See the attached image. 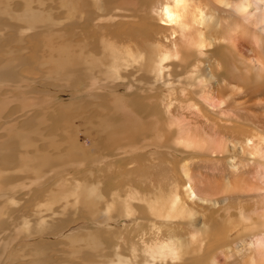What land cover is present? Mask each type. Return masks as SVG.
Wrapping results in <instances>:
<instances>
[{"label": "rangeland", "instance_id": "1", "mask_svg": "<svg viewBox=\"0 0 264 264\" xmlns=\"http://www.w3.org/2000/svg\"><path fill=\"white\" fill-rule=\"evenodd\" d=\"M14 1H12L13 3L10 1V4L8 3L7 6L8 8H5L9 12L8 14L14 10L20 11L23 7H29L31 14L33 13L36 16L42 17L45 27L43 31L38 28H32L27 31L21 30V33L18 28L23 27L28 21L21 22L19 19H14L11 16L12 14L8 17H6L7 14H4V17H0L1 23L11 25L4 30L5 34L0 39V65L5 62L7 56H14L8 50L16 51V49H19V51H24L23 62L16 66V73L18 76L20 75V77L25 78L26 85H30L27 89L31 91L21 98V103L15 101L5 92L0 93V100L4 99L8 101L7 106L1 107L2 110L0 109V138L6 135L4 128H24L26 124L25 128L33 129L31 134L32 139H37L40 136L36 135L37 133H43L42 135H46V137H49L48 134L60 133V137H57L56 140L61 144L63 142V145L56 142L48 145L44 141L38 143L44 150L47 149L55 153L60 151L61 156H59V160L68 162L84 157H88L89 160L83 166L79 165L75 166V168L65 163L64 168L66 170H63L58 176L56 175V177L37 182L33 180L34 178L30 179L27 173H21V171L14 168L5 169L0 167V172H2L0 174L1 181L2 177L3 179L7 177L11 178L8 180L6 186H2L0 189L5 190L6 192H4L7 194L5 195L4 192H1L4 195L1 198L12 196L15 199L13 202H5L6 208H8V211L10 210L8 212L10 218L6 224L9 226V229H6L7 232H17L23 221H28L33 226L29 235L25 237L21 235L19 239L9 244H4L5 231L2 232L3 234L1 233L0 255L5 246L9 248H7L8 251L5 255L2 254L4 257L0 260V264H12L11 257L15 255L17 248L23 244L26 248H21L22 250L18 252L22 256V259L17 264H28V261H31V258H33L32 256L34 254L36 256L34 248L36 249V245L39 246V244L50 245L46 254L47 256L48 254L53 255L60 248L62 250H78L82 248L90 252V255H87L86 258L78 255V258L77 256L67 258L68 262L77 264H90L92 261L91 264L100 262L105 264L106 261L116 258L117 252L118 254L121 253V255L127 254L133 257L137 255V259L140 260L139 257L144 254L143 249H145L147 242L152 243L155 240H164L175 234V239L181 237L184 242H189L192 238L193 240L201 238L208 241V245L205 248L208 251L207 257H204L205 259L202 260L201 256H199L201 259V261L199 260L200 264H212L211 258L218 253L220 256L221 250L224 251L222 253H225V255H222L219 259L221 261L220 264H245L244 260L246 256L252 253L254 238H256L254 235L243 236L242 238L227 242L228 244L224 247H221L219 240L213 239L212 236L215 229L224 231L227 228H232L239 222L240 207L253 211L257 210V208L260 210L264 206V182L261 173L264 167L254 159V156H252L253 160H251L242 154H237L233 157L228 155L219 160L217 157L203 155V153L198 156L189 152L183 154V160H185V164H189L198 187L205 192H201L202 196L206 195L204 197L212 199V204L209 206L211 210L207 211V209H201L198 204L194 205L196 209L198 208L197 211L199 212L194 223L199 227H204L206 224L208 231L197 237L192 236L194 226L189 224L187 218H183L180 222L178 220L167 222L166 219H156L151 215L144 217L149 210L146 208L145 203L141 201V198L148 196L153 199L156 195H158V198L160 197L161 190L165 191V193L172 190L180 191L179 187L184 183L182 180L185 178L178 172V165H182L180 154L173 148L165 145L168 138L170 140L173 138L172 134H170V127L171 124L175 123L177 117L178 119L183 117L189 118L193 122L195 130L200 127L207 129L215 127L220 134L226 132L227 135L226 133L225 135L229 142H232V138L228 135H235L234 137L239 139L236 142L242 144L243 137L246 141L248 137L253 135V127L262 129L264 133V92L255 94L251 98L245 94L244 89H241L234 96L228 95L230 104L232 103L237 108V112L231 110L233 115L239 118L240 114L244 122L239 124L242 127L234 126V130L225 128V132L224 130L220 131L219 128L214 126L216 125V121L206 109L200 112L192 104L189 106L190 97H182L181 94L180 96L178 94L179 102L168 113L166 105L170 101V94H173L168 85L157 78H154V80H157L154 82L152 77L149 78L150 74H147L148 76L144 74L146 77L143 78V72L138 71L141 67L139 66L142 62L141 59L123 61V57L127 54L125 53L126 51L134 54L141 53L144 56L148 54L153 55L157 51V47L154 44L159 41L169 43V39L165 36L167 34V26L160 24L161 21L155 16L156 13L153 12L154 9L152 8L153 5L158 4L159 0H116L114 6L122 8L125 17L116 18L115 21H112L113 17L110 16V13L115 10H110L107 7V4L112 0H88L89 2L87 0H85L86 2L83 0H70V3H68L69 0H30L28 4H26L25 0H23L24 2L22 0V2L20 0ZM94 1L98 6L93 4ZM165 1L161 0V2ZM224 1L229 2V0ZM221 4L227 8L231 7L225 3ZM155 8L157 9V7ZM10 16L12 19H10ZM99 22L102 24L100 25ZM55 23L57 24L55 25ZM17 30L18 33L16 32ZM14 33L19 35L21 33V36ZM49 48H59L64 51H60L59 55V51H49ZM79 54L83 55L81 59L79 58L81 57ZM64 55L73 58L77 57L75 59L77 65L80 64L82 67L84 64H87L83 66L84 69H88L89 67L92 69L93 66V73L98 78L93 80L91 77H88L89 75L86 74L87 71L85 70H83L84 72L81 70L83 73L81 71H79L80 73H74V77L71 76V78L59 74L55 76V72L50 67H46L45 63L46 61L53 62L54 64L59 60L69 61L62 57ZM100 58L104 61L103 63ZM82 59L83 62L81 61ZM112 59L115 60L116 65L119 66L120 63V66L124 65L121 67L122 70L119 67L118 79L117 77L108 78L102 72V70L108 69L111 65L115 64ZM98 61H101V64ZM208 62V60L205 61L206 64H209ZM86 66L87 68H85ZM123 68H131L132 70L124 69V72ZM192 70H195V67H192ZM138 72L141 73L140 76ZM132 74L133 76L135 74V77ZM220 77L224 78L225 73L222 72ZM89 78H91V81H89ZM225 78L227 79V77ZM261 88L264 89V83L261 85ZM179 91L182 90L179 88ZM93 96L97 97L92 98ZM24 100L27 105L25 107L22 104ZM68 104L69 106L72 105L74 111L71 107H68ZM30 107L32 108L30 109ZM81 107L86 109L87 112ZM92 109L93 111H91ZM25 113H30V117L28 116L30 119L34 116L32 118L34 120L30 121L28 117L26 119L21 118ZM14 116L18 117L16 123L3 124L6 118ZM46 122L49 124H46ZM212 122H215V124H212ZM251 126L252 128H250ZM247 134L249 136H246ZM131 145H135V150L130 148ZM79 151H81V154ZM77 181L87 185L88 187L85 189L88 188L89 191H93L98 196V199H95L97 204L94 203V206H99L97 209L102 210L100 214L102 212L103 214L109 212L111 215H116V210H108L107 208L110 204L113 206L120 204L133 206L137 213L141 211L145 215L132 218L121 214L116 219L111 218L104 221L99 217V213L98 215H93L86 210L78 212L75 206L71 205V203L68 204L67 200L66 202L63 200L65 198H61V200L56 198V196H59L57 194L59 191L72 189ZM49 199L57 201L51 206L48 203ZM228 207L232 210V218L226 215ZM53 211H57V213H52ZM106 216L108 217L107 214ZM50 217L64 219L68 223L53 232L34 231L37 228L36 223L40 219L50 220ZM218 224L220 225L218 226ZM132 247L136 248L139 252ZM195 247L199 248V244ZM199 249L194 252V255L199 254ZM30 250L33 253L32 256L30 255ZM93 251H96V253ZM73 257L77 260L73 259ZM33 262L38 263L35 260Z\"/></svg>", "mask_w": 264, "mask_h": 264}, {"label": "bare ground", "instance_id": "2", "mask_svg": "<svg viewBox=\"0 0 264 264\" xmlns=\"http://www.w3.org/2000/svg\"><path fill=\"white\" fill-rule=\"evenodd\" d=\"M10 1L12 2L14 0H0V17H2L4 14L5 15L7 14L6 17H8L10 14H12L11 16L14 17V19L15 18L17 20L19 19V20H21V22H23V21L27 22L28 21L27 24H25L24 26L21 25L23 27H21V26H20L21 28L17 27L18 30L20 29L19 30L20 32H21V30L27 31V30H30L32 28H38V29H41V31H43L45 25L43 23L42 17H40L38 15L36 16L33 13L31 14V10L29 7H26V8L23 7V9H20V11H18V10L13 11L11 8V10L13 12L8 14L9 12H7L5 8H8L7 6H8V3ZM17 1H19V0H17ZM28 1H30V0H25V2H27L26 4L29 3ZM83 1H85V0H83ZM31 2H33V1H31ZM68 3H70V0ZM115 3H116V0H112L109 2V4H107L108 9L115 10L114 12L110 13V16L113 17V20L111 19L112 21H115L116 18H119V17H123V18L125 17V15L123 14L124 10L122 8H120L119 6H117V7L114 6ZM221 3H225L227 6H231V7H229L230 9L222 6ZM93 4H96V2L94 1ZM96 6H98V5L96 4ZM150 6H151V4H150ZM155 7H157V9ZM90 8H91V6H90ZM152 8L154 9L153 12L156 13V14L154 13L155 16H157L160 19V21H161L160 24L167 26V34H165V36L167 37V39H169V43H164L165 41L160 42L158 40L159 42L154 44L157 47V51L153 55L148 54V55L144 56V54H141V53L134 54V53L126 51L125 53H127V54L123 57L124 58L123 61H127V60L131 61V60L141 59L142 62L139 65L141 67L139 68L138 71L143 72V75L145 74L146 76H148L147 74H150L151 76L149 75L150 76L149 78L152 77L153 78L152 80H154V78H157V79L161 80L162 82L164 81V83L168 85V87L173 91V94L171 93L169 96L170 101L166 105V108H168V113H170L172 111V108L179 102L178 94H179V96L181 94L182 97L183 96L184 97H190V101H189L190 104H188L189 106L192 104L196 108V110H198L200 112H203L206 109L208 111V113L214 117V119L216 121V125H214V126L219 128L220 131L224 130V132H225V128L226 129L230 128V129L234 130L233 127L236 125L239 127H242L239 124L244 122V120L240 117V114H239V118L236 115L235 116L233 115L232 111L237 112V108L235 106H233L232 103L230 104V101L228 100V98H229V96H234L235 94L239 93L241 89H244L245 94L248 95L249 98L255 96V94H259L261 92H264V89L261 88V85L264 83V0H232V1L229 0V2L224 1V0H166L165 2H161V0H159L158 4L153 5ZM40 9H42V8H40ZM68 10L70 11V9H68ZM225 14H228V15H225ZM11 16H10V19H12ZM87 16H89V15H87ZM149 16H150V14H149ZM78 17H80V15H78ZM89 17H87V18H89ZM102 17H101V20H102ZM146 17H147V15H146ZM103 18H105V17H103ZM106 18H109V17H106ZM77 19H79V18H77ZM62 21L64 22V20H62ZM72 21H74V20H72ZM101 22H99L100 25L102 24ZM16 23H18V22H16ZM8 24H10V23H8ZM56 24L57 23H55V25ZM15 25H18V24H15ZM47 25H48V23H47ZM51 25L53 26V24H51ZM9 26H11V25H6V24L0 22V39L3 38V36L5 34L4 30L7 29V27H9ZM62 26H63V23H62ZM13 28H14V26H13ZM14 30H15V28H14ZM18 30L16 31L17 33H18ZM165 32H166V30H165ZM21 33H20V35L16 34V33H14V34L21 36ZM48 33H50V32H48ZM48 36H50V35H48ZM22 37H24V36H22ZM41 38H43V37H41ZM66 41H68V40H66ZM17 42H19V41H17ZM126 42H128V41H126ZM75 43H76V41H75ZM129 43H131V42H129ZM150 43H152V42H150ZM3 45H5V44H3ZM7 45H6V47H7ZM105 45H106V43H105ZM2 50H4V49H2ZM6 51H7V49H6ZM25 51H27V50H25ZM49 51H53V52L59 51V55H60V51L63 52L64 50L59 49V48H49ZM71 51H70V53H71ZM8 52L13 53L14 56H12V55L7 56L5 62L3 64L1 63L2 65H0V93L5 92L6 94L10 95L15 101H19L21 103V98L24 95L31 92V91H29V89H27L28 86H30V85H26L27 82H25V78L20 77V75L18 76L16 73V66H18L19 64H21L23 62V59H24L23 52L24 51L22 52V51H19V49H16V51L15 50H10V51L8 50ZM51 54H53V53H51ZM81 54H79L81 56V57H79L80 59L83 57V55H81ZM54 55H56V54H54ZM91 55H88V56H91ZM52 57L54 58L53 55H52ZM62 57L64 59L69 60V61H64V60L58 59L59 61H57L54 64L53 62L51 63V62L45 60L46 61V63H45L46 67H50V69H52V71L55 72V76H56V74H59V75H63V76H67L68 78L69 77L71 78V76H73L74 73L76 74V72H79L81 70L82 71L85 70V71H87L86 74L89 75L88 77H91L93 80H96L98 78V76L95 73H93V70H92L93 66L92 65H91L92 69H91V67H89L88 69H84L83 66L87 65V64H84L82 66L83 67V69H82L81 65L80 64L77 65L75 62V59L77 57L73 58L71 56H66V55H64ZM97 57H100V56H97ZM111 58H110V60H111ZM43 59H44V57H43ZM55 59H57V58H55ZM84 59H85V57H84ZM96 59H99V58H96ZM77 60L80 62L79 59H77ZM207 60L209 61L208 62L209 64L205 63V61H207ZM81 61L83 62V59ZM85 61H88V60H85ZM101 61H102V63L104 62L102 59H101ZM101 61H98V63L101 64ZM112 61H114V63H115V60L112 59ZM132 62L134 63V61H132ZM117 63H119V62H117ZM120 65H121V63H120ZM120 65L118 66L115 63V64L111 65L108 69L106 68L105 70H102L103 75L108 77V78L117 77V79H118L119 71H120L119 67L121 69V67L124 66V65H122V66H120ZM192 67H195V70H192ZM85 68H87V66ZM97 68H98V66H97ZM101 69H103V68H101ZM124 69H131V68H123V70ZM134 70L136 71V69H134ZM49 71H51V70H49ZM124 72H125V70H124ZM222 72L225 73V77H227V79L225 77L224 78L220 77V75H222ZM122 73H123V71H122ZM140 74L141 73H139V76H140ZM81 75H83V74H81ZM145 75L143 76V78L146 77ZM124 76H125V74H124ZM132 76H133V74H132ZM133 77H135V74ZM75 78H76V75H75ZM91 78H89L90 79L89 81H91ZM103 78H102V80H104ZM146 79H145V81H146ZM138 80H140V79H138ZM155 81H157V80H154V82ZM215 84H217V85H215ZM179 88L182 91H179ZM94 97L95 96H93L92 98H94ZM112 97H113V95H112ZM126 103H127V101H126ZM7 104H8L7 100L1 99L0 100V109H1V107L7 106ZM22 104L24 105V107L27 106L25 104V100L22 102ZM80 104L82 105V103H80ZM65 105H67V104H65ZM32 107H30V109ZM68 107L72 108V105L69 106V104H68ZM81 108L83 109V107H81ZM81 108H79V109H81ZM63 109H64V107H63ZM83 110L86 111V109H83ZM73 111H74V109H73ZM91 111H93V109ZM33 112H34V109H33ZM86 112H84V113H86ZM84 113H82V114H84ZM28 116L30 117V113H25L21 116V118L26 119ZM41 116H43V115H41ZM74 117H76V116L74 115ZM261 117H263V116H261ZM32 118L31 119L29 118L30 121L34 120ZM40 118H42V117H40ZM176 119L177 120L175 121V123L171 124V127H170V134H172L173 138L171 140L168 138L165 145L167 147L173 148L176 152H179L180 158L182 159V165L181 164L178 165V172L182 175L183 178H185L182 180L184 183L181 185V187H179L180 191L172 190L171 192L165 193V191L161 190L160 191L161 193L159 195L160 197L157 198L158 195H156L155 196L156 199H154L155 197L152 199V198H149L148 196H144L143 198H141V201L143 203H145L146 208L149 210V211H147L146 216H144V217L151 215L156 219H164V220L166 219L167 222H170L171 220H178L180 222L183 218H187L189 221V224L194 226V229H193L194 231L192 233V236L197 237L198 235H202L204 232L207 231V225L205 224L204 227H201V226L199 227L197 224L194 223V221H195V219H197V216L199 213L197 211L198 208L196 209L194 205L198 204L201 207V209L202 208L207 209V211H208V210H211V209H209V206L212 204V199L208 198V197H204L206 195L202 196L201 192L202 193H205V192L201 188L198 187V185H197V183H196V181H195V179L191 173V168L189 167V164H185L186 162H185V160H183L184 159L183 154L189 152V153L196 154L198 156L201 153H203V155H209L211 157H217V159H219V160L222 157H225L228 155L233 157L237 154H242L244 156L249 157L251 160H253L252 156H254L255 157L254 159H256L260 163V165H262L264 167V133H263L262 129L256 128V127L252 128V126H251L250 128H252L253 132L252 131L251 132L253 133V135L251 137H248L246 141L243 137V142L241 144L239 142H236L239 139L234 137L235 136L234 134H233L234 136H230L231 134L228 135L229 137L232 138V142H229L226 138L227 133L225 132L226 135H225V133L220 134L218 129H216L215 127H212L210 129L200 127V128H197L195 130V128L193 127L194 124L189 118L183 117L181 119H178V117H177ZM69 120H70V118H69ZM17 121H18L17 116L16 117L15 116L14 117H8L5 119L3 124L7 125V124H11V123H16ZM35 122H37V120H35ZM46 124H49V123L46 122ZM212 124H215V122H212ZM25 126H26V124H25ZM25 126H24V128L23 127H17L15 129H12L11 127L4 128V131H6L5 132L6 135H5V137L2 136V138H0V167L5 168V169L6 168H8V169L14 168L15 170L21 171V173H24V174L27 173L28 177L30 179L34 178L33 180H35L37 182V181H41V180H46L48 178L56 177V175L58 176L59 173H61L63 170L64 171L66 170L64 168L65 163L69 164L70 166L72 165L75 168V166H79V165L83 166V164L87 160H89L88 157H87L88 158L87 159L84 156H83L84 158L73 159V161H68V162H64V161L59 160V156H61L59 153L60 151L59 152L57 151L58 153H55V152H50L47 149L44 150L41 148V146L38 143L40 141H44V142L48 143V145H51V143L53 144L54 142H56L57 144H61L56 140L57 137H60V135H59L60 133H58V132H57V134L54 133L55 135L54 134H52V135L48 134L49 137H46V135L43 136L42 135L43 133L42 134L37 133L36 135H40V136H38L37 139H32L31 134L33 132V129L25 128ZM35 126H37V125L35 124ZM45 126H48V125H45ZM36 130H37V128H36ZM42 131L45 132L44 130H42ZM229 132H231V131H229ZM246 136H249V134H247ZM76 138H74V139L77 141ZM51 140H52V142H51ZM65 140H66V138H65ZM256 141H258L257 144H255ZM72 144H74V143H72ZM61 145H63V142ZM130 148L135 150L136 147H135V145H131ZM129 151H131V150H129ZM80 152L81 151H79V153ZM86 152H84V153H86ZM1 173L2 172H0V174ZM261 173H262V180L264 182V170ZM7 178L3 179V177H2V181H1V177H0V189L2 188V186H6V184L8 183V180L11 179L9 177H7ZM60 178H62V177H60ZM3 180H5L6 182ZM33 180H32V182H34ZM86 187H88V186L82 182L77 181L72 189H68L67 191H59L57 193L59 196H56V198L60 199V200H61V198H65L63 200L65 202L67 200L68 204L71 203V205L75 206V208L77 209L78 212H80V211L82 212L83 210H86V211H89L93 215H98V213H99V215H100L99 217H101L104 221H107V219H111V218L116 219L117 216H120L121 214H125V216L132 217V218H134L136 216L140 217V216L145 215L141 211H139L137 213L135 207H133V206L120 205V204L117 206H113L110 204V206H108V208H107L108 210H110V209L116 210V212H117L116 215H114V214L111 215L106 210L105 211L107 213L103 214V212H102V214H100V211H102V210L97 209V207H99V206H94V203H96L95 199L96 198L98 199V196L95 195V193H93V191H89L88 188L85 189ZM12 188H13V186H12ZM6 189H8V188H6ZM4 191L5 190H0V235L2 232L5 231V233H4V237H5L4 244H9L10 242H13V241L19 239V237H21V235H23L24 237L29 235L30 234L29 232H31L30 230L32 229L33 226L30 225V222L23 221V222H21V224H20L21 227L18 228L19 230L17 232H14V233L7 232L6 229H9V226H7L6 224H7L8 219L10 218V216L8 214V212L10 210L8 211V208H6L5 202H13V200H15V199H13L14 197L12 198V196L11 197L8 196V198H1L4 196V195H2L1 192H4ZM13 192H14V190H13ZM5 195H7V194L5 193ZM56 201L57 200H55V199H49L48 203H49V205L52 206V205H54V203ZM108 202L110 203V201H108ZM6 205H7V203H6ZM9 207H12V206H9ZM70 210L72 211V209H70ZM52 213H57V211H53ZM106 214L108 215V217L106 216ZM226 215L228 217L232 218L233 214H232L231 208L228 207L226 209ZM202 219H203V217H202ZM238 220H239V222L237 224H235L232 228H227V230L223 231L221 229H215V231L213 232V236H212L213 239H218L220 244H221V247H224L226 244H228L227 242L234 241L238 238H242L243 236L254 235L256 238H254V246L252 247L253 249L251 250L252 253L250 255L248 254V256H246V259L244 260L245 264H264V206L260 210L257 208V210H253V211H248L246 208L240 207ZM34 221H36V220H34ZM66 221L67 220L60 219V218H54V217L51 218L50 220H48V219H46V220L42 219L41 220L40 219L36 223L37 228H35L34 231L36 230L37 232H41V231L53 232L60 227L61 228L64 227L65 224L68 223ZM198 221H197V223H198ZM219 225L220 224H218V226ZM14 228H16V227H14ZM259 233H260V235H259ZM256 235H258V236H256ZM174 236H169V238H166L164 240H162V239L155 240L154 239L155 241H153L152 243L150 242L151 244L149 242H147L145 249H143L144 254L140 255V257H139L140 260L137 259V255H134V257H133L132 255L129 256L127 254L121 255V253L118 254V252H117L116 258H113L112 260L110 259V260L106 261L105 264H198V263L200 264L199 260L200 261H201V259L204 260L207 257L206 254H208V251H206L205 248H206V245H208V243H207L208 241L202 240L201 238H197L196 240H193V238H192L191 241L184 242L181 237L175 239ZM208 239H206V240H208ZM196 242H198V243H196ZM32 244H34V243H32ZM198 244H199L200 249L195 247ZM24 246L25 245L23 244L19 248H17V250L15 251V255L13 257H11L12 258V264H17V262H19V260L22 259V256L18 252L21 251L23 248H26ZM27 246H28V244H27ZM49 246L50 245H45V244H39V246L36 245L37 250L34 248V252L36 253V256H34L35 254L32 256L33 253L30 250L31 254H30V252H28V253L33 258H31V261H28V264H77L74 262H68L67 258L71 257V256L76 257L77 255L86 258L87 255H90V252H88L82 248L78 249V250H76V249L62 250L60 248L59 250H56V252L53 255L48 254V256H47L46 254H47V251L49 249ZM7 248H9V247L5 246L3 249V252H1L0 260L2 259V257H4L5 253H7V251H8ZM132 248H134V247H132ZM134 249L137 250L136 248H134ZM198 249H199V254L194 255V252L197 251ZM214 249H217V248H214ZM93 252L96 253V251H93ZM220 252H221L220 256L218 253L211 258L212 264H220L221 261L219 259L221 258L222 255H225V253H222V252H224L223 250H221ZM2 254H4V255H2ZM98 254L100 255V253H98ZM140 254H142V253H140ZM114 255H116V254H114ZM78 256H77V258H78ZM199 256H201L200 257L201 259L199 258ZM73 259H75V258L73 257ZM33 260L38 261V263L33 262ZM75 260H77V259H75ZM86 263H87V261H86ZM95 263H97V262H95ZM97 264H104V263L100 262Z\"/></svg>", "mask_w": 264, "mask_h": 264}]
</instances>
